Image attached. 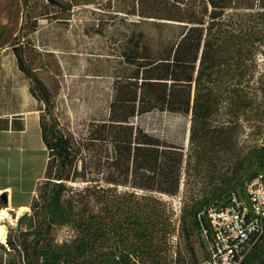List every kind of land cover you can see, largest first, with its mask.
Here are the masks:
<instances>
[{
  "label": "rangeland",
  "instance_id": "obj_1",
  "mask_svg": "<svg viewBox=\"0 0 264 264\" xmlns=\"http://www.w3.org/2000/svg\"><path fill=\"white\" fill-rule=\"evenodd\" d=\"M72 1L73 9L65 12L45 0H0V126L10 123L8 130L0 131V188H4L0 195L8 194V203L0 198L7 209L0 219V227L4 226L0 264H28L30 253L31 264H42L39 250L46 247H62L78 264L106 263L108 259L101 258L119 247L140 252L143 259H136L140 264H203L205 246L193 205L208 199L223 183L240 187L237 183L246 182L248 167L261 170L255 151L264 146L263 56L256 54L254 74L238 86L242 101L227 96L226 77L217 85L221 98L212 124L231 125L237 142L233 148L220 146L209 160L192 151L191 114L155 109L133 119L149 134L184 148L177 194L131 183L109 184L104 170L92 169L93 181L68 183L64 200L76 206L74 221L47 229L43 198L50 188L45 179L48 150L40 128L45 104L32 93L34 82L19 67L14 47H26L28 64L48 87L53 113L63 128L84 139L91 122L108 117L116 78L133 69L121 56L124 39L132 33L143 35L142 43L163 51L181 31L175 21L128 15L125 0ZM249 11L244 7L227 11L230 27L243 28L244 13ZM14 120L24 122L25 131L12 129ZM227 198L224 194L214 203ZM136 215L145 222L134 223L131 216ZM79 221L94 225L84 228ZM140 229L146 234L137 240L135 232ZM123 232L127 236L122 244L118 237ZM82 241H88L87 250L79 254L75 249Z\"/></svg>",
  "mask_w": 264,
  "mask_h": 264
},
{
  "label": "trees",
  "instance_id": "obj_2",
  "mask_svg": "<svg viewBox=\"0 0 264 264\" xmlns=\"http://www.w3.org/2000/svg\"><path fill=\"white\" fill-rule=\"evenodd\" d=\"M65 12L74 7L72 0H45ZM124 11L128 15L175 21L181 27L178 38L167 49L153 50L143 35L132 33L121 44V56L132 70L118 76L114 82V97L106 119L90 123L88 136L79 139L66 131L54 115V103L48 87L29 66L25 46L14 47L19 67L34 82L31 90L45 104L40 115L43 143L48 150L45 179L50 184L43 198L45 211L44 227L64 226L74 221L76 206L65 203L64 197L70 181L91 182L90 173L104 170L109 184L131 183L133 187L153 192L175 195L180 190L181 171L185 160L184 148L167 142L135 125L138 115L159 109L172 113L191 114L190 142L192 151L209 160L220 146L236 145V133L230 125L213 126L212 120L218 111L221 98L217 85L229 80L226 87L231 100L242 101L238 89L254 74V59L259 52L264 67V0H125ZM128 5V7H125ZM247 8L244 27H230L226 12L232 8ZM37 23V22H36ZM37 29V25L32 31ZM96 33L102 34L101 29ZM170 43V40H169ZM17 120V119H15ZM12 121V129L25 130L22 121ZM18 122V126L15 123ZM0 126V130H8ZM16 126V127H15ZM261 170L264 168V146L255 151ZM205 161V160H204ZM81 163V166H80ZM260 170V171H261ZM246 182L235 187L229 182L216 188L208 197L193 205V217L220 199L224 194L242 188L258 172L248 167ZM123 181H120V177ZM131 177V179L129 178ZM233 188L232 190H230ZM3 208L0 205V209ZM134 223H144L141 216H131ZM120 220H117L115 225ZM79 226L88 228L94 223L79 221ZM106 230V224L104 223ZM117 231V230H116ZM44 230H42V233ZM39 233L38 238L43 236ZM137 240L145 237V230H138ZM127 233H122L123 244ZM13 246V243L10 242ZM88 241L76 246V252H86ZM135 249L116 248L109 253L106 263L95 264H140ZM32 253L28 256L31 264ZM42 264H78L73 255L62 247H46L39 250ZM205 260V259H204ZM203 260V262H204ZM80 264V263H79ZM244 264H264V239L248 256Z\"/></svg>",
  "mask_w": 264,
  "mask_h": 264
},
{
  "label": "built area",
  "instance_id": "obj_3",
  "mask_svg": "<svg viewBox=\"0 0 264 264\" xmlns=\"http://www.w3.org/2000/svg\"><path fill=\"white\" fill-rule=\"evenodd\" d=\"M205 246L203 264H244L264 239V168L224 203L197 216Z\"/></svg>",
  "mask_w": 264,
  "mask_h": 264
},
{
  "label": "bare ground",
  "instance_id": "obj_4",
  "mask_svg": "<svg viewBox=\"0 0 264 264\" xmlns=\"http://www.w3.org/2000/svg\"><path fill=\"white\" fill-rule=\"evenodd\" d=\"M6 213H7V209H5V208L0 209V219H3L4 214H6ZM3 227H4L3 225L0 227V234L1 235L4 234V228Z\"/></svg>",
  "mask_w": 264,
  "mask_h": 264
},
{
  "label": "water",
  "instance_id": "obj_5",
  "mask_svg": "<svg viewBox=\"0 0 264 264\" xmlns=\"http://www.w3.org/2000/svg\"><path fill=\"white\" fill-rule=\"evenodd\" d=\"M0 198L3 200V202L8 203V194H2L0 195Z\"/></svg>",
  "mask_w": 264,
  "mask_h": 264
},
{
  "label": "crops",
  "instance_id": "obj_6",
  "mask_svg": "<svg viewBox=\"0 0 264 264\" xmlns=\"http://www.w3.org/2000/svg\"><path fill=\"white\" fill-rule=\"evenodd\" d=\"M0 131H4V130H0ZM23 131H25V130H23ZM23 131H21V132H23ZM3 190H4V188H0V193H1Z\"/></svg>",
  "mask_w": 264,
  "mask_h": 264
}]
</instances>
